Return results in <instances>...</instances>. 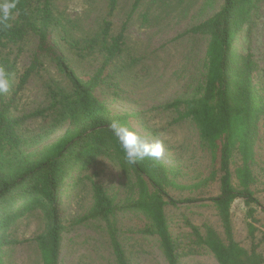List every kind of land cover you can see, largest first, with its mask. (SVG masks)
<instances>
[{
	"label": "rangeland",
	"instance_id": "obj_1",
	"mask_svg": "<svg viewBox=\"0 0 264 264\" xmlns=\"http://www.w3.org/2000/svg\"><path fill=\"white\" fill-rule=\"evenodd\" d=\"M111 1L50 0L55 19L52 42L84 82L103 70L95 93L99 101L111 114L127 117L124 125L142 137L163 143L164 154L157 160L167 170L172 184L168 188L170 197L175 200L217 197L220 186L210 179L211 156L198 127L190 120L180 119L183 108L175 110L169 106L195 95L203 78L210 39L192 30L219 13L225 0H116L110 12ZM252 6L248 21L235 39L232 58L242 63L249 56L256 67L253 86L263 103L264 0H253ZM106 22H111V37L121 34L124 43L122 53L110 62H106L104 45L100 43ZM111 37L106 42L111 43ZM37 45V37L30 35L16 46L0 49L4 58L16 63L4 103L10 105L11 118L19 120L16 131L22 140L20 151L31 158H38L63 137L68 122L61 116L57 96L72 94L68 80L48 58L42 60L19 89ZM262 124L263 116L258 123L256 160L251 166L254 176L251 190L262 206L256 209L258 226L264 221ZM83 150L77 147L71 160L66 161L63 185L58 193L56 218L63 228L60 264H116L107 222L85 219L94 204L95 185L118 207L109 221L118 231V240L130 264H168L157 237L136 233L151 220L134 207L138 198L137 177L129 165L121 163L114 153L89 162L77 160ZM233 181L237 186L235 176ZM27 201L28 196L20 187L3 205L4 216L12 218L0 235L11 244L0 248V264H42L37 238L44 233L48 220L42 207ZM22 210L25 214L19 216ZM247 214L242 199L232 205L234 240L245 250L251 251L255 246L264 255L260 234L254 238L249 235ZM165 217L173 237L184 245L195 240L188 224L202 234L211 227L221 238H226L211 203L167 205ZM204 252L183 258L180 264H218L212 254Z\"/></svg>",
	"mask_w": 264,
	"mask_h": 264
},
{
	"label": "trees",
	"instance_id": "obj_2",
	"mask_svg": "<svg viewBox=\"0 0 264 264\" xmlns=\"http://www.w3.org/2000/svg\"><path fill=\"white\" fill-rule=\"evenodd\" d=\"M16 2L13 16L7 21L10 27L0 24V49L16 46L30 35H35L38 40L33 61L20 79L19 89L27 83L29 75L38 69L42 60L48 58L68 80L72 94L57 96L61 116L68 122L63 137L38 158H31L20 151L22 140L16 131L19 120L11 118L10 105L4 103L8 91L0 92V232L8 228L12 218L4 216V203L13 191L23 187L24 195L28 196L27 204L42 207L48 220L44 233L37 238L42 264H60L63 228L56 218L55 209L65 165L79 146L84 150L77 160L89 162L111 157L114 153L121 163L126 162L125 153L109 126L113 121L124 125L127 117L111 114L96 97L103 70L89 82H84L52 42L53 3L50 0ZM115 2L111 1L110 12L115 8ZM252 3L253 0H225L219 13L193 28L194 33L206 34L210 39L203 78L191 99L177 100L169 106L175 110L183 108L180 119L190 120L198 127L199 136L211 156L210 179L219 183L220 194L207 199L175 200L168 194L172 184L167 170L157 159L145 158L135 165L128 164L137 177L138 198L134 200V207L151 220L136 233L157 237L168 264H180L181 259L201 255L204 251L212 254L218 264H264V255L258 253L255 246L248 251L235 242L231 222L232 205L242 199L248 209L249 235L254 238L259 233L260 241H264V221L258 226L260 221L256 218V209L262 206L251 190L254 182L251 166L256 160L258 123L262 116L264 127V102L258 100L253 86L256 67L252 66L249 56L242 63L232 58L235 39L251 15ZM111 28V22H106L101 33L103 40L100 43L104 45L106 62L117 58L124 45L121 34L111 37ZM110 37L111 43L106 42ZM0 71L4 72L10 87L16 63L0 54ZM93 193L94 204L85 219L106 221L116 264H130L118 240V231L109 221L118 212V207L101 187L95 185ZM205 202L216 208L226 238H221L211 227L202 234L197 227L188 224L195 240L182 244L170 231L165 217L166 206ZM23 210L19 216L25 214ZM9 244L11 242L0 235V248Z\"/></svg>",
	"mask_w": 264,
	"mask_h": 264
},
{
	"label": "clouds",
	"instance_id": "obj_3",
	"mask_svg": "<svg viewBox=\"0 0 264 264\" xmlns=\"http://www.w3.org/2000/svg\"><path fill=\"white\" fill-rule=\"evenodd\" d=\"M16 7V0H0V24H3L5 27H10L7 21L12 18L13 10ZM8 89V80L4 72L0 71V92H7ZM109 127L125 153L127 164L135 165L145 158H162L164 145L161 141H149L137 131L116 121H113Z\"/></svg>",
	"mask_w": 264,
	"mask_h": 264
}]
</instances>
